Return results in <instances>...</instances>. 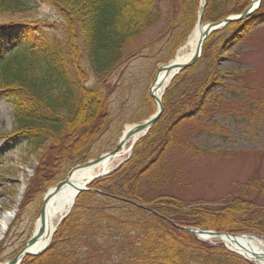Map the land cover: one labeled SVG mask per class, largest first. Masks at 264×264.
<instances>
[{
	"label": "trees",
	"instance_id": "16d2710c",
	"mask_svg": "<svg viewBox=\"0 0 264 264\" xmlns=\"http://www.w3.org/2000/svg\"><path fill=\"white\" fill-rule=\"evenodd\" d=\"M159 1L0 0V17L4 16L0 21V97L12 105L16 133L33 150H42L33 188L45 186L56 168L84 158L88 146L109 127L113 117L110 93L104 86L123 63L125 47L160 21ZM35 2L54 7L60 21L11 18ZM249 3L207 0L202 21L240 14ZM198 6L199 0L176 1L159 34V45L168 54L156 62L151 79L157 65L172 58L196 24ZM261 21L264 0L252 15L211 35L227 33L229 42ZM40 24L49 32L44 34ZM208 40L200 56L209 48ZM12 41L16 42L13 46ZM194 64L173 78L162 98V115L134 144L128 160L81 192L44 253L28 255L21 264H252L221 243L204 242L180 228L264 233V206L250 209L245 194L232 196L218 209L196 207L185 212L167 205L173 198L169 194L143 196L145 187L162 190L169 181L160 162L171 147L191 154L199 150L190 142H176L181 124L198 123V115L212 113L220 105L208 90L213 73L193 81L171 101ZM143 91L137 107L143 113L140 119L147 118L155 107L149 92ZM260 105L264 106V98ZM172 171L174 176L181 173L176 167Z\"/></svg>",
	"mask_w": 264,
	"mask_h": 264
},
{
	"label": "rangeland",
	"instance_id": "374dc122",
	"mask_svg": "<svg viewBox=\"0 0 264 264\" xmlns=\"http://www.w3.org/2000/svg\"><path fill=\"white\" fill-rule=\"evenodd\" d=\"M176 1H159L162 13L160 21L146 29L134 40L133 45L125 47L123 63L104 86L110 93L113 117L109 127L88 146L84 158L53 170L51 180L45 182V186L33 188L42 150H33L29 141L16 133L12 105L6 98L0 97V216L13 210L8 230L0 238V261L10 260L16 255L32 234L44 193L50 188L47 187L49 184L55 185L63 180L74 166L115 148L126 124H135L146 119H140L143 113L137 107L143 90L148 91L151 86V75L156 62L166 58L168 54L166 47L159 45V34L166 25L169 12L173 10ZM58 17L57 10L48 3L35 2L30 9L12 15L11 18L18 21L46 19L49 22H59ZM2 19L4 16L0 17V21ZM38 27L44 34L49 32L44 24ZM187 38L188 36L185 41ZM207 39L209 48L195 62L188 79L175 89L170 99L173 101L186 87H190L193 81L213 73L214 80L208 90L211 95L217 97L220 105L218 109H213L212 113L198 115V123L184 121L181 124L176 130V142H190L199 150L191 154L179 150V147H171L160 162L168 172L169 181L162 190L145 187L143 196L146 194L147 197L144 198H150L155 194H169L173 200H167V205L172 204L171 208L176 207L183 212L196 207L218 209L232 196L239 197L243 194L249 202L251 201L250 209L262 207L264 106L260 105V101L264 98V21L254 24L229 42H226L227 33L223 32L213 34ZM3 42L7 44L6 39ZM15 44L16 42L12 41L11 45ZM229 73L235 74L237 78L229 76ZM151 101L153 102L152 98ZM153 104L155 105L154 102ZM257 108L262 109L258 112ZM214 121L217 123H214L215 127L212 129ZM130 153L131 150L124 159ZM175 167L181 172L177 176H174L172 171ZM25 170H30L28 185L20 203L16 205L19 178ZM255 182L258 186L252 187ZM245 233L264 239V233ZM204 242L213 245L221 243L225 247L218 239Z\"/></svg>",
	"mask_w": 264,
	"mask_h": 264
},
{
	"label": "bare ground",
	"instance_id": "6f19581e",
	"mask_svg": "<svg viewBox=\"0 0 264 264\" xmlns=\"http://www.w3.org/2000/svg\"><path fill=\"white\" fill-rule=\"evenodd\" d=\"M200 7H203L205 0H199ZM204 28V22H196L194 28L190 31L187 40L182 44V46L178 49L177 53L174 55V61L176 64L178 63H186L192 57L193 53L197 48V43L201 36V32ZM170 74L167 76L164 70H161L157 75V82L163 84L162 86H157V88L153 89V93L155 98H161L163 87L168 83ZM158 84V83H157ZM132 124H126V127L122 131L124 133L126 129L130 128ZM122 133L120 137H122ZM142 131L137 133L134 137L132 136L127 143L123 146L122 151L117 153L116 156L111 159L103 160L97 163L95 166H87L84 168H74L70 176L68 177V181L63 184V186L55 193L52 194L51 198L44 204V231L41 237L38 238L30 247L26 248L27 251L33 253L36 251H40L43 249V246L48 244L51 240V236L55 230V226L60 219L61 216H64V213L67 212L72 206V202L74 200L76 189L79 187L85 186L88 180L95 177L106 170L110 171L117 166L119 162H121L124 157L130 151L129 144L141 136ZM30 170H25V172L19 178V187L17 190V196L15 204L18 205L23 197V193L27 188V181L30 175ZM15 206V205H14ZM16 207V206H15ZM13 210H9L4 212L0 216V238L3 233H5L11 223ZM41 225L40 216L36 218L32 233L35 234ZM32 235V234H31ZM203 235L208 240H213L211 237ZM207 240V241H208ZM218 240L223 241L227 244L228 247H231L235 251L239 252L241 255L243 254L246 258L251 261L257 262L258 264H264V239L252 235H241L236 236L233 239H230L228 236L222 234L219 235Z\"/></svg>",
	"mask_w": 264,
	"mask_h": 264
},
{
	"label": "water",
	"instance_id": "95a60500",
	"mask_svg": "<svg viewBox=\"0 0 264 264\" xmlns=\"http://www.w3.org/2000/svg\"><path fill=\"white\" fill-rule=\"evenodd\" d=\"M205 3L203 5V7H200L199 5V9H198V16H197V22H202V15H203V8L206 4ZM262 0H250V3L243 9L242 13L240 14H233L231 16H227L224 17L222 19H220L219 21L216 22H208V23H204V28L201 32V36L199 38V41L197 43V48L195 50V52L193 53L192 57L189 59L188 62L186 63H178L176 64L174 61H169L167 62V64H162L159 65L157 68V73L154 77V81L152 83V86L149 89V94L151 96V98L153 99V101H155V110L153 112L152 115H150L148 117V119L144 120V121H140L135 123L134 125H132L130 128L126 129V131L124 133H122V137L119 138V140L116 142V145L114 146L115 148L110 149L109 151H106L105 153H102L100 155H98L97 157H95L94 159L88 160L86 162H84L81 165H76L73 167L74 168H84L87 166H95L97 163L106 160V159H111L112 157L116 156L117 153H120L122 151L123 146L127 143V140H129L132 136L134 137L137 133L142 131V134L140 137L144 136L148 130L155 124L156 121L159 120L160 116L162 115V111H163V102L161 101L162 96L164 94V92L166 91L165 89L168 87V85L171 83V81L173 80V78L179 74V72L183 69H186L188 67H190V65H192L193 63H195L199 58H200V54H201V50H202V46H203V42L210 36V34L213 31H217L220 30L222 27H224L225 25L232 23L233 21H242V19L247 18L248 16L252 15L253 12H255L257 10V8L259 7L260 3ZM164 70L167 74V76L170 74L168 83L163 87V92L161 95V98L157 99L154 96L153 93V89L157 88V86H159L160 82H157V75L158 73ZM158 83V84H157ZM163 84H160V86H162ZM138 137V138H140ZM138 138H136L135 140H133L131 142V147H133V144L138 140ZM125 161V160H124ZM71 169V170H73ZM70 170V172L67 174V176L65 178H63V180L59 181L56 185L52 186V188H50L45 195L43 196L42 199V207L40 210V219H41V225L39 230L32 235L29 236L28 240L25 242V244L22 246V248L20 249V251H18L16 253V255H14L13 257H11L10 260L7 261H0V264H21L22 263V259L25 256L28 255H38L44 252V250H46V247L49 245L46 244L43 246V249L40 251H36V252H29L26 250V248L30 247L35 241L38 240L39 237L42 236L43 231L45 229L43 221H44V209H45V203L49 200V198H51L52 194L57 192L64 183H66L68 181V177L70 176V174L72 173V171ZM110 171L106 170L98 175H96L95 177L91 178L90 180H88L87 184H85V186L83 187H79L76 189V194L74 196V200L75 198L80 194V192H83L85 190L89 189V184H91L94 180L104 177L106 176V174H108ZM92 191L96 192L97 190L91 189ZM74 200L72 202V206L70 207V209L64 213V216H66V214L71 210V208L73 207V203ZM64 216H62L58 223L56 224V228L59 225V223L61 222V220L64 218ZM182 230L190 232L191 234H193L196 238H199L201 240H205L207 241L208 239H206L205 237H203V235L211 237L212 239H218L219 235H226L228 236L230 239H233L236 236H241V235H249V234H245V233H241V234H236L233 232H222V231H215L212 229H202L199 227H193V226H185V227H180ZM54 230V232H55ZM54 234V233H53ZM53 236V235H52ZM52 236H51V240H52ZM50 240V241H51ZM225 244V243H224ZM225 247L229 250H231L232 252H235L236 254H238L239 256L245 258L246 260H249L248 258H246L243 254L241 255L239 252L235 251L234 249H232L231 247H228L227 244H225Z\"/></svg>",
	"mask_w": 264,
	"mask_h": 264
}]
</instances>
